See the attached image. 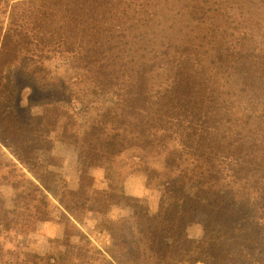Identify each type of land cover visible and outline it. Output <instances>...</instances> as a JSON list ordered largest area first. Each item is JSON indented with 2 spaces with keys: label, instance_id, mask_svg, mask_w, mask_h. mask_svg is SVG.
Wrapping results in <instances>:
<instances>
[{
  "label": "trees",
  "instance_id": "16d2710c",
  "mask_svg": "<svg viewBox=\"0 0 264 264\" xmlns=\"http://www.w3.org/2000/svg\"><path fill=\"white\" fill-rule=\"evenodd\" d=\"M54 61L112 97L82 133L62 108L23 121L12 107V72L65 91L46 67ZM1 103L18 160L41 166L59 134L77 151L79 185L59 199L63 236L45 255L20 250L18 237L50 220L54 173L30 171L37 183H15L11 205L0 192V264H264V0H0ZM96 161L101 191L89 185ZM135 173L157 197L154 215L125 193ZM109 192L134 235L105 227L114 243L100 249L81 226L87 212L103 213L93 195Z\"/></svg>",
  "mask_w": 264,
  "mask_h": 264
},
{
  "label": "rangeland",
  "instance_id": "374dc122",
  "mask_svg": "<svg viewBox=\"0 0 264 264\" xmlns=\"http://www.w3.org/2000/svg\"><path fill=\"white\" fill-rule=\"evenodd\" d=\"M46 67L50 72V77L65 81V91L41 89L37 87V84H33V81L30 82L18 72L4 75L5 80H12L16 85L17 100L12 106L14 111L24 121L29 115L35 117L47 116L53 112V107L55 109L62 108L75 121H71L73 123V125H70L71 131L84 132L97 119L104 108L110 105L112 97L110 95H94L87 84L75 80L74 71L68 70L59 61L47 63ZM40 77L38 76V79H41ZM0 110L9 111L11 106L1 103ZM13 141L17 140L8 137L4 133V129L0 128V192L7 205H11V200L14 198L15 190L13 186L15 183L20 182L22 179H30L37 183L31 172L42 178H45L48 171L54 173L53 177L45 181L50 188L49 199L52 209L50 220L39 223L33 232L24 233L18 237L20 250L30 255H45L50 251V241L63 236L64 226L62 221L65 217V211L60 205L59 199L66 197L68 191L78 189L77 151L73 147L61 144L59 134H51L47 143L44 144L46 150H43L37 156L41 166L33 165L28 170L27 166L18 160L23 152H20L18 147L12 144ZM88 179L92 189L100 191L103 189L102 162L96 161L88 169ZM124 187L126 195L142 206L147 207L151 215L155 214L157 197L154 193L146 190L144 176L136 173L128 176ZM93 199L99 201L95 202L93 207L102 210L103 213L87 212L81 229L84 233L90 234L94 246L105 249V247L112 244L113 241L110 242L107 232L101 231L105 227L113 229L114 234L118 236H121L122 231H128L130 235H134L128 208L125 207L121 199L116 197V193L109 192V199L106 201L97 195H93ZM102 204L106 207L104 210L101 208ZM186 233L189 238H198L201 230L198 226L191 225L187 228Z\"/></svg>",
  "mask_w": 264,
  "mask_h": 264
}]
</instances>
